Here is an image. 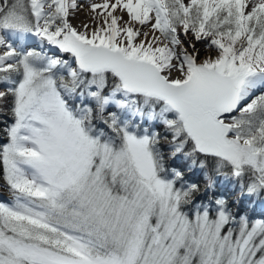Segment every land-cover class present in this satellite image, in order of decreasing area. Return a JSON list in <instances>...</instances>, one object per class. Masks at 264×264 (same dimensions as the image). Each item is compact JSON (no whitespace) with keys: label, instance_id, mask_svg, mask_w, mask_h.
Instances as JSON below:
<instances>
[{"label":"snow or ice","instance_id":"obj_1","mask_svg":"<svg viewBox=\"0 0 264 264\" xmlns=\"http://www.w3.org/2000/svg\"><path fill=\"white\" fill-rule=\"evenodd\" d=\"M5 115L0 264H264V0H0Z\"/></svg>","mask_w":264,"mask_h":264},{"label":"trees","instance_id":"obj_2","mask_svg":"<svg viewBox=\"0 0 264 264\" xmlns=\"http://www.w3.org/2000/svg\"><path fill=\"white\" fill-rule=\"evenodd\" d=\"M0 117H4V116H0ZM189 178L199 179L201 181V183H203V178H202V176H200L199 173L189 174ZM0 184L3 185L8 192V189L2 180H0ZM217 194H224V195L228 196L230 201L235 200V197L228 190V186L226 184L221 183V184L217 185ZM234 211H239L240 214L246 215L250 220L264 219V202L257 200L253 204V203H249L247 200H245L242 203H235L234 204Z\"/></svg>","mask_w":264,"mask_h":264},{"label":"rangeland","instance_id":"obj_3","mask_svg":"<svg viewBox=\"0 0 264 264\" xmlns=\"http://www.w3.org/2000/svg\"><path fill=\"white\" fill-rule=\"evenodd\" d=\"M35 43V41H34ZM45 51L48 52L49 55L55 53L56 51H51L49 50V48H45ZM53 52V53H52ZM59 54V53H57ZM12 121H11V117L10 116H7L5 115L4 117H0V138H3L4 136V132H3V128L5 127L6 124H10ZM0 201H3V202H10V193L7 192L6 188L0 184ZM3 193H6V194H3ZM254 221V220H253Z\"/></svg>","mask_w":264,"mask_h":264},{"label":"bare ground","instance_id":"obj_4","mask_svg":"<svg viewBox=\"0 0 264 264\" xmlns=\"http://www.w3.org/2000/svg\"><path fill=\"white\" fill-rule=\"evenodd\" d=\"M87 19V11L86 10H84V11H81V12H79L76 16H75V18L72 20V22H73V24L75 25V26H79L80 25V23L82 22V21H85ZM49 48V50H51V51H56L54 48H52V47H48ZM53 53V52H52ZM1 193V192H0ZM3 194H6V193H3ZM7 195V194H6Z\"/></svg>","mask_w":264,"mask_h":264}]
</instances>
